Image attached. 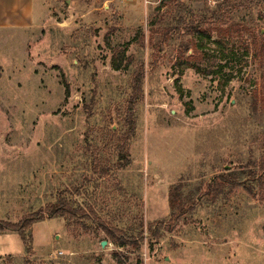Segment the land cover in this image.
<instances>
[{
    "label": "rangeland",
    "instance_id": "rangeland-1",
    "mask_svg": "<svg viewBox=\"0 0 264 264\" xmlns=\"http://www.w3.org/2000/svg\"><path fill=\"white\" fill-rule=\"evenodd\" d=\"M36 13L0 29V221L86 216L0 231V264H264V0Z\"/></svg>",
    "mask_w": 264,
    "mask_h": 264
},
{
    "label": "trees",
    "instance_id": "trees-1",
    "mask_svg": "<svg viewBox=\"0 0 264 264\" xmlns=\"http://www.w3.org/2000/svg\"><path fill=\"white\" fill-rule=\"evenodd\" d=\"M199 35H202L207 38V40H210L211 35L206 30H199ZM223 66H220L219 69H221ZM135 85L139 88L141 86L142 82V75L137 72L135 77ZM70 96L69 93V87H66V99ZM123 155L121 154V157ZM262 171L264 172V165L261 167ZM251 175H254L255 172L251 171ZM264 174V173H263ZM223 182L228 181L224 176L222 177ZM210 190L217 191V187H213L212 185L209 186ZM248 188V187H247ZM172 198L170 200V205L172 208H175V206L178 204L177 201L179 198V195L177 191L171 190ZM186 209H181L178 215L176 216V220L178 221L180 217L185 213ZM47 215V217H63L68 220H71L73 218H76L77 216L83 215L86 216V213L81 208H75L73 207L66 199L60 198L56 203L48 204L43 210L38 211L35 214H31L27 217H25L22 221H19L17 223L8 222V221H0V231H14L17 232L22 240L23 243L27 246V249L30 248L31 244V233L28 234V232L31 230V227L39 221L43 220V216Z\"/></svg>",
    "mask_w": 264,
    "mask_h": 264
},
{
    "label": "crops",
    "instance_id": "crops-1",
    "mask_svg": "<svg viewBox=\"0 0 264 264\" xmlns=\"http://www.w3.org/2000/svg\"><path fill=\"white\" fill-rule=\"evenodd\" d=\"M37 23L36 0H0V29H26Z\"/></svg>",
    "mask_w": 264,
    "mask_h": 264
},
{
    "label": "water",
    "instance_id": "water-1",
    "mask_svg": "<svg viewBox=\"0 0 264 264\" xmlns=\"http://www.w3.org/2000/svg\"><path fill=\"white\" fill-rule=\"evenodd\" d=\"M107 243H108L107 241H103V242H102V247H105V245H106Z\"/></svg>",
    "mask_w": 264,
    "mask_h": 264
}]
</instances>
